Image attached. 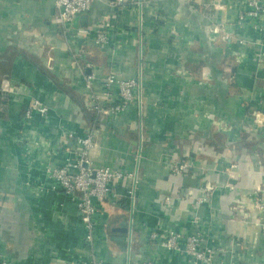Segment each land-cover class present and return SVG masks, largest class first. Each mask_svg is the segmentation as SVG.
I'll list each match as a JSON object with an SVG mask.
<instances>
[{
  "label": "crops",
  "instance_id": "1",
  "mask_svg": "<svg viewBox=\"0 0 264 264\" xmlns=\"http://www.w3.org/2000/svg\"><path fill=\"white\" fill-rule=\"evenodd\" d=\"M247 8L246 0H94L63 26L54 0H0V259L194 264L151 237L169 229L204 234L215 263L264 264L257 211L242 199L264 186V13L240 21ZM110 72L140 87L137 104L103 115L83 75L93 73L98 88ZM34 100L47 111L27 117ZM69 133L92 134L89 165L135 176L115 183L119 198L94 201L90 245L79 193H63L48 176L81 148ZM183 159L194 167L173 174L168 164Z\"/></svg>",
  "mask_w": 264,
  "mask_h": 264
},
{
  "label": "built area",
  "instance_id": "2",
  "mask_svg": "<svg viewBox=\"0 0 264 264\" xmlns=\"http://www.w3.org/2000/svg\"><path fill=\"white\" fill-rule=\"evenodd\" d=\"M94 0H54L57 9L55 19L63 26L71 21L74 15L87 12L90 9L91 2ZM104 1V0H96ZM248 8L241 12L238 19L258 18L264 13L263 0H246ZM116 6L121 5H138L140 6L142 0H112ZM215 30L221 33L220 38L224 41L229 39V33L224 30L221 22H215ZM83 31V30H82ZM85 31V30H84ZM83 31V32H84ZM95 42L102 45L107 42V36L104 31H99L96 34ZM80 71H83L80 68ZM83 81L88 90L87 100L93 109L100 114L110 115L116 114L127 109L132 103L137 104L135 92L140 87L139 79L118 78L116 74L110 72L107 74L103 82L95 87L96 81L93 73L84 74ZM114 88L117 89L116 94H113ZM10 91L8 88H2V98L5 93ZM33 110L40 113L47 111V106L34 100L29 103L24 111V115L31 116ZM67 137H74L72 133L67 134ZM74 140L81 146L77 152L74 161L66 162L63 165L52 166L48 170V176L54 180L55 187L60 189L65 194L78 192L77 200L78 215L83 222L86 232L84 240L86 244H91L94 240V214L96 211L95 200L104 201L107 198H119L121 194L118 192L115 183L125 176L134 178L133 173L123 172L117 168L112 167H93L88 164V148L92 145V134L88 133L84 137H74ZM169 170L173 174H184L194 167V164L189 160H173L168 164ZM192 194V191H190ZM135 189L130 188L126 191L125 196L133 201ZM208 198V192L201 194L194 200V206H200ZM243 201H250L252 206L257 211V224L264 232V186L258 185L246 196L242 197ZM169 202V199H166ZM244 206L240 200L233 206L238 209ZM198 215H194V221H197ZM153 239L159 237L160 244L167 249L184 250L192 256L194 264H236L233 262H218L213 261L214 249L206 243L204 234L196 232L194 234H183L180 231L165 229L160 232H153L151 234ZM0 264H7L5 259H0ZM74 264H81L76 262ZM89 264H103V260L92 258ZM144 264H161L154 261H147Z\"/></svg>",
  "mask_w": 264,
  "mask_h": 264
}]
</instances>
